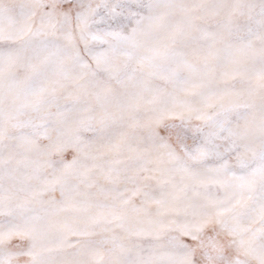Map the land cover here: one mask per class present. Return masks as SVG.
Returning <instances> with one entry per match:
<instances>
[{
	"label": "snow or ice",
	"instance_id": "obj_1",
	"mask_svg": "<svg viewBox=\"0 0 264 264\" xmlns=\"http://www.w3.org/2000/svg\"><path fill=\"white\" fill-rule=\"evenodd\" d=\"M0 264H264V0H0Z\"/></svg>",
	"mask_w": 264,
	"mask_h": 264
}]
</instances>
